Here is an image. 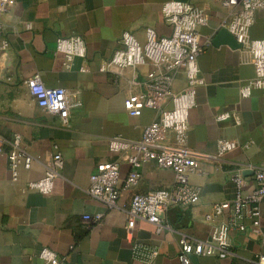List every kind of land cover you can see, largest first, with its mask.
<instances>
[{"label":"crops","instance_id":"crops-1","mask_svg":"<svg viewBox=\"0 0 264 264\" xmlns=\"http://www.w3.org/2000/svg\"><path fill=\"white\" fill-rule=\"evenodd\" d=\"M168 1L15 0L3 16L10 44L0 60V134L4 138L0 152V264H44L39 255L44 247L64 258L63 264H146L153 249L159 250L154 264H182L178 259L180 238H209L214 227L227 219L225 214L209 220L207 214L213 212L215 203L235 197L231 171L241 168L248 180L246 190L255 185L254 169H264V88L243 97L241 87L255 76L248 51L213 43L229 14L222 0H179L192 2L210 16L208 25L201 28L202 41L211 44L199 57L205 82L197 87L196 105L190 111L189 145L207 154L217 153L221 138L248 145L219 159L201 160V171L190 176L200 190V200L169 208L164 220L171 228L160 234L155 224L138 218L133 234L128 235L126 210L136 193L171 186L175 182L172 169L160 167L154 160L145 162L138 184L122 190L114 208L87 193L100 162L118 160L122 179L131 171L126 154L109 150V138H140L144 127L157 116L153 109L134 116L124 106L130 88L143 89L132 81L155 72L153 64L130 68L119 79L100 67L122 47L121 35L126 29L142 43L147 40V28H154L160 36L171 35L173 28L162 14ZM71 35L86 41L87 74L80 71L82 58H75L66 68V57L56 48L59 37ZM250 36L264 38V7L256 12ZM36 74L49 87L80 91L74 97H80L82 104L73 110L68 126L62 125L59 115L39 106L32 95L27 80ZM186 83L185 73H179L174 91H183ZM171 106L170 101L166 103ZM230 111L238 112L243 122L217 119ZM17 133L36 160L30 169L21 168L19 179L13 180L7 152ZM55 144L62 151L64 167L53 193L26 190L29 180L45 175ZM260 208V237L233 231L230 241L235 256L191 254L190 264H252L257 254H264V198ZM98 215L100 219H96Z\"/></svg>","mask_w":264,"mask_h":264},{"label":"built area","instance_id":"built-area-1","mask_svg":"<svg viewBox=\"0 0 264 264\" xmlns=\"http://www.w3.org/2000/svg\"><path fill=\"white\" fill-rule=\"evenodd\" d=\"M229 9L224 26L237 41L248 51L250 62L255 68V76L240 89L243 97H249L264 88V38H251L250 28L256 20V12L264 7V0H222ZM15 0H0V60L9 47L6 24L3 16L14 6ZM162 14L173 32L169 36H160L154 28H147V40L142 43L131 30H124L121 35L122 47L100 67L111 72L116 79L122 77L130 68L151 63L157 70L147 75L144 80H133L134 85H143V89H129L124 106L131 115H141L145 109H153L157 116L144 127L140 138H127L115 135L109 138V150L116 154H126L131 171L122 179L118 160L100 162L91 175L88 195L108 208L117 207L122 190L136 186L141 178V166L154 160L160 167L170 168L175 172V182L168 187L158 188L146 193H136L130 207L126 210L128 235L133 234L138 218H144L155 224L156 233L160 234L171 227L164 220L165 212L172 206H190L200 200V190L191 183L190 176L201 171L204 158H222L227 152L247 146L239 140L221 138L216 154H207L189 145L190 111L196 105V91L205 82L201 75L199 57L211 44L202 41L201 28L208 25V12L193 4L179 0L165 2ZM57 50L66 57V68L79 57L83 59L80 71L90 72L86 63L87 45L82 36H62L57 39ZM184 72L186 87L181 92L173 89L177 75ZM27 84L39 106L49 113L60 116L62 125L68 126L69 118L75 108L82 104L80 91H71L66 87H49L38 74L30 77ZM171 107H166L167 102ZM233 118L237 124L243 122L236 111L225 112L217 116L218 120ZM3 137L0 134V152L3 151ZM7 152L13 180L19 179L21 168L30 169L36 160L23 144L21 134L9 141ZM55 152L46 164L45 175L31 179L26 190L50 195L54 191L55 181L61 176L64 157L58 144ZM255 185L246 190L247 177L241 168L231 171V180L236 185L235 197L213 205V212L207 219L227 214V219L217 224L212 234L206 239H194L183 235L180 240L178 259L182 264H190L191 254L214 255L221 258L235 256L230 234L233 231L262 235L260 203L264 198V169L253 171ZM101 215L96 216L100 219ZM90 219V216H86ZM137 251V249H136ZM159 254L153 249L145 258L146 264H154ZM44 264H63L57 252L49 247L40 251ZM252 264H264V254H257Z\"/></svg>","mask_w":264,"mask_h":264},{"label":"water","instance_id":"water-1","mask_svg":"<svg viewBox=\"0 0 264 264\" xmlns=\"http://www.w3.org/2000/svg\"><path fill=\"white\" fill-rule=\"evenodd\" d=\"M213 43L217 46L225 43L230 45L232 48H240L242 46L226 27H222L219 30L213 40Z\"/></svg>","mask_w":264,"mask_h":264}]
</instances>
